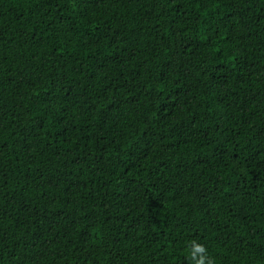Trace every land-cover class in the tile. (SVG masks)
Here are the masks:
<instances>
[{
  "label": "trees",
  "instance_id": "16d2710c",
  "mask_svg": "<svg viewBox=\"0 0 264 264\" xmlns=\"http://www.w3.org/2000/svg\"><path fill=\"white\" fill-rule=\"evenodd\" d=\"M201 260L264 264V0H0V264Z\"/></svg>",
  "mask_w": 264,
  "mask_h": 264
},
{
  "label": "clouds",
  "instance_id": "9594fccd",
  "mask_svg": "<svg viewBox=\"0 0 264 264\" xmlns=\"http://www.w3.org/2000/svg\"><path fill=\"white\" fill-rule=\"evenodd\" d=\"M197 251H203V248L202 247H198ZM198 264H203V260L199 261Z\"/></svg>",
  "mask_w": 264,
  "mask_h": 264
}]
</instances>
